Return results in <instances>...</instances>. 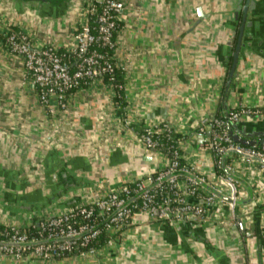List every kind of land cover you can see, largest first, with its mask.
<instances>
[{
    "label": "crops",
    "instance_id": "obj_1",
    "mask_svg": "<svg viewBox=\"0 0 264 264\" xmlns=\"http://www.w3.org/2000/svg\"><path fill=\"white\" fill-rule=\"evenodd\" d=\"M122 1L113 53L120 94L98 78L68 94L65 111L54 103L51 113L22 59L0 45V224L38 227L45 217L147 180L168 157L146 148V128L167 125L184 166L223 194L222 159L219 170L208 147L216 114L254 111L233 133L264 145V0H249L229 85L242 22L235 12L245 0ZM86 20L85 0H0V29L14 26L36 46H71ZM224 167L238 179L232 210L218 201L202 219L180 221L139 212L94 252L47 260L0 252V264H264V166L229 153Z\"/></svg>",
    "mask_w": 264,
    "mask_h": 264
},
{
    "label": "built area",
    "instance_id": "obj_2",
    "mask_svg": "<svg viewBox=\"0 0 264 264\" xmlns=\"http://www.w3.org/2000/svg\"><path fill=\"white\" fill-rule=\"evenodd\" d=\"M85 1L87 15L98 14L95 22L98 25L100 40L103 44H108L113 49L112 54L107 59L95 50L88 52L93 43L97 41V37L91 32L87 22L80 25L75 31L72 45L63 49V54L61 55L57 52L58 48L53 45H34L31 39L21 31L14 33L10 32L8 28L0 29V35L2 36L0 45L6 47L8 52L22 59L27 74L36 86L39 101L51 113H53V108L51 107L54 103L65 111L67 95L75 89L90 85L95 79L107 77L108 82L111 83L113 69L117 68L116 64L111 62L114 60L115 44L110 39L115 28V21L118 20V15L124 8V3L122 0ZM97 4L103 6L101 12L97 10ZM71 65H73L72 69H70ZM254 114V111L241 107L237 110L228 111L227 120L236 123L241 117ZM209 126L212 134L208 141V147L216 157L215 164L217 167H220L222 157L231 151L236 152L235 154L242 159H246L245 157L247 156L264 161V146L261 148L243 147L234 143L231 139V134L226 129L217 130L218 127L222 126V122L218 119L209 123ZM162 127L166 131L171 132L167 125H162ZM199 130L204 131V126H201ZM156 132L157 128H146L140 134V139L146 148L155 149L157 142L152 138V135ZM179 158L180 153L177 147L172 153V158L168 159L167 164L162 169L156 171L154 177L150 175L145 181L138 179L131 183H126L132 184V187L124 184L117 190L99 194L92 199L67 209L59 215L45 217L37 227L38 238L33 240L28 238L27 233L21 227L5 225L10 228L11 236L8 241L0 242V252L11 254L16 258L27 256L41 260L58 257L64 252L71 253L77 247L76 240L92 238L96 234L95 224L79 222L74 225L71 221L78 214L82 215L83 218H89L92 215L90 206H95L98 210V215L107 220L106 230L110 234V238L106 245L113 243L115 238L118 237L116 234L122 229L123 220L130 218L131 225L134 215L139 212L155 216L162 221L202 219L210 206L223 200L214 193L209 192L197 201L194 198L196 185H199L196 179L204 183L205 179L196 174L190 167L178 168L177 159ZM176 171H182L185 174L186 183L178 179L179 175H174ZM221 181L228 190L232 191L228 196L231 201L229 206L232 210L234 201L237 198V183L227 175H224ZM163 182H167L170 189L174 191L175 197H166L157 201V189L161 188V183ZM210 187L220 192L216 187ZM135 196L141 199L139 205L134 203ZM131 207L138 208V212L132 214ZM57 238H63V240L34 244L43 240ZM5 243L13 244L14 246H9ZM31 246L33 247L31 248Z\"/></svg>",
    "mask_w": 264,
    "mask_h": 264
},
{
    "label": "trees",
    "instance_id": "obj_3",
    "mask_svg": "<svg viewBox=\"0 0 264 264\" xmlns=\"http://www.w3.org/2000/svg\"><path fill=\"white\" fill-rule=\"evenodd\" d=\"M102 9H103V6L101 4H97V10L99 12H101ZM97 16H98V14L87 15L86 22L89 25L91 32L97 37V41L93 43V45L90 47L88 52L95 50L99 54L104 55L107 59V57L112 54L113 49H112V47H109L108 44H103L99 38L98 25L95 22ZM120 27H121V23L118 20H116L115 21V28L112 31L111 39H110V41L114 44H115L117 31L120 29ZM8 30L10 32H14V33L18 32V29L14 26H10L8 28ZM1 37L2 36L0 35V38ZM57 52L61 55V54H63V49H58ZM71 61H73V59H71ZM111 62H114V60H112ZM72 67H73V65L70 66V69H72ZM227 78H228V72L226 73V79ZM102 80L108 81V78L102 77ZM111 84L113 85L116 93L120 94L121 93V87H122V71L119 68L113 69ZM232 110H237V109H232ZM228 111H230V110H228ZM227 112L225 114L221 113V112H218L216 114V118L222 122V126L218 127L217 130L226 129L231 134L232 141L234 143L239 144L240 146L254 147V148H261L262 146H264V145H245V144H242L238 141H235L234 137H237L233 133V130H235L234 128H236L234 126L235 123L227 120ZM152 138L157 142L155 149L162 152L165 156L168 157V159H171L173 151L177 148V136H174L172 134V132H168L165 129H163L162 126H159V127H157V132L152 135ZM214 159H216L215 155H214ZM177 162H178V168L185 167L184 166L185 164L181 158L177 159ZM218 169H219V167H218ZM220 173H221V171H220ZM155 175H156V172L152 173L151 177H154ZM178 179H184V182L186 183V179L184 177L178 176ZM126 185L129 187H132V184H126ZM195 192H196V194H195L194 198L197 201H199L204 196H206L202 192V189L200 188L199 185H196V191ZM166 197L173 198V197H175V195H174V191L172 189H170L167 182H163V183H161V188L157 189L156 200L159 201L162 198H166ZM140 202H141V199L139 197L134 198V203H137L139 205ZM90 207L92 209V215L89 218H83L82 215L78 214L71 221L74 225H77L79 222L87 223V224H95L96 225L95 236L92 238L76 240L75 243L77 244V247L74 251H72L71 253L64 252L60 256L54 257V258L68 257V256H71L74 254L86 253L89 251H96V250H98V249H100L106 245L107 241L110 238V234L106 230V224H107L106 221L107 220H104L103 218H101L98 215V210L95 206H90ZM130 210H131L132 214L138 212V208L131 207ZM130 222H131L130 218L124 219L123 220V227L120 230V232H118L116 235H119L125 228H127L130 225ZM23 230L27 233L28 238L30 240L38 238L37 226L32 225L31 227L25 228ZM10 236H11L10 228L6 227L5 225L0 224V242L8 241L10 239ZM263 237H264V234H263ZM80 243H82V244L80 245ZM32 247L33 246H31V248Z\"/></svg>",
    "mask_w": 264,
    "mask_h": 264
},
{
    "label": "water",
    "instance_id": "obj_4",
    "mask_svg": "<svg viewBox=\"0 0 264 264\" xmlns=\"http://www.w3.org/2000/svg\"><path fill=\"white\" fill-rule=\"evenodd\" d=\"M35 1H42V0H35ZM242 0H240V3H241ZM245 3L246 5L242 6L241 4L239 5V7L237 8L236 12H235V15H236V18L238 17V14L242 13V22L240 24V27H239V32L237 34V37L235 39V45H234V49L231 53V64H230V67H229V71H228V80H227V84L229 85L231 83V80H232V77H233V74H234V71H235V67H236V63H237V60H238V56H239V51H240V47H241V38H242V31H243V24H244V19L246 17V12L248 10V4H249V0H245ZM253 3L251 2V6L252 7ZM234 140L235 141H238L242 144H245V145H253L252 142H249V141H245V140H241L237 137H234ZM264 141V139H263ZM236 153L234 151H231L230 153ZM224 158H225V155L222 157V169L224 170L225 174L229 177H231L236 183H237V190H238V179L237 177H235L234 175H232L229 171H227L224 167ZM246 159H249V160H252V161H256L258 163H260L261 165L264 166V161L262 159H259V158H254V157H245ZM182 172L180 171H176L174 172V175H179L181 174ZM196 179V178H195ZM197 183H199V185H202L204 186L205 188H207L210 192L214 193L218 198H220L221 200H223L224 202L226 203H230V199L228 198V196L231 194V190H228L227 192H225L224 194L223 193H220L218 192L217 190L213 189L212 187L208 186L206 183L196 179ZM136 198V196L134 197ZM237 203V199L234 201V205H236ZM63 240V238H57V239H52V240H43V241H40V242H37V243H34V244H39V243H48V242H51V241H61ZM6 245H9V246H14L13 244H8V243H5Z\"/></svg>",
    "mask_w": 264,
    "mask_h": 264
},
{
    "label": "rangeland",
    "instance_id": "obj_5",
    "mask_svg": "<svg viewBox=\"0 0 264 264\" xmlns=\"http://www.w3.org/2000/svg\"><path fill=\"white\" fill-rule=\"evenodd\" d=\"M81 254V253H80Z\"/></svg>",
    "mask_w": 264,
    "mask_h": 264
}]
</instances>
